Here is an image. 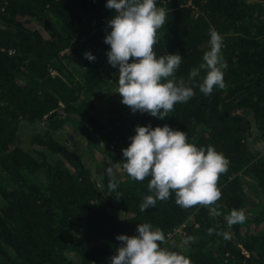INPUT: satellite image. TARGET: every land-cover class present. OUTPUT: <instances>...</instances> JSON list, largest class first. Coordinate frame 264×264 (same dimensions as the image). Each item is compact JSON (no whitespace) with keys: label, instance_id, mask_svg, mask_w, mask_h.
I'll use <instances>...</instances> for the list:
<instances>
[{"label":"trees","instance_id":"1","mask_svg":"<svg viewBox=\"0 0 264 264\" xmlns=\"http://www.w3.org/2000/svg\"><path fill=\"white\" fill-rule=\"evenodd\" d=\"M106 3L0 0V264H110L121 243L117 235H137L139 223L161 229L165 238L184 225L178 236L192 240L174 251L191 264H264V150L248 141L254 136L264 148V0H156L167 22L157 30L154 51L182 55L177 78L187 82L203 62L210 28L221 35L227 62L223 89L205 96L197 86L201 69L190 85L194 96L164 119L133 113L121 102L119 68L108 63L104 42L114 15ZM86 52L95 59H86ZM95 98L109 103L105 119L92 108ZM24 121H44L27 147L19 135ZM68 121L90 139L99 134L122 171L107 163L95 176L59 133ZM149 124L184 131L189 143L212 145L228 159L218 181L219 217L204 206L180 208L174 193L140 210L153 194L150 177L130 178L122 149L137 125ZM241 172L254 178L256 195L246 191ZM232 209H243L246 220L229 228L224 217Z\"/></svg>","mask_w":264,"mask_h":264},{"label":"clouds","instance_id":"2","mask_svg":"<svg viewBox=\"0 0 264 264\" xmlns=\"http://www.w3.org/2000/svg\"><path fill=\"white\" fill-rule=\"evenodd\" d=\"M114 9L108 21L111 28L104 42L110 46L108 63L119 68L118 89L122 103L133 113L139 111L164 119L174 110L177 103H186L194 96L190 86L194 78L205 71L203 82L197 86L205 95H210L214 87H225L224 70L227 62L222 55L223 39L215 30H209L208 50L204 51L202 63L192 68L186 82L177 78L176 72L182 63L179 53H165L157 56L154 45L159 41L157 30L167 22L166 11L157 7L156 0H107L105 5ZM85 58L95 57L86 52ZM131 60V62H130ZM131 143L122 149V167L130 178L143 181L149 178L151 193L143 198L141 211L154 207L159 201H167L172 194L175 203L182 209L194 206L209 208V214L219 217L217 201L221 198L218 181L228 171V159L212 145L197 147L189 143L187 133L174 129L168 124L152 127L137 125L135 135L129 137ZM106 174L110 178L108 188H117L112 166ZM216 205V207H212ZM229 228L246 220L243 209H232L224 217ZM213 234V229H209ZM137 235H117L120 245L110 264H191V260L180 252L162 248L165 235L150 223H139ZM225 239L227 232H217ZM192 240V237H188ZM159 242V243H158Z\"/></svg>","mask_w":264,"mask_h":264},{"label":"rangeland","instance_id":"3","mask_svg":"<svg viewBox=\"0 0 264 264\" xmlns=\"http://www.w3.org/2000/svg\"><path fill=\"white\" fill-rule=\"evenodd\" d=\"M94 104L95 106H92V108L95 111H101L102 118L105 119L110 114L109 103L105 98H95ZM43 126L44 121H39L36 123H28L24 121V123L19 128V135L22 140V144L26 145V147L29 146V139L32 132L43 128ZM59 133L63 140L66 141L69 146L73 148L79 155H81L83 160L91 167L95 176L98 177L101 167L107 163H111L114 168L122 171L120 164L105 151L103 142L99 138V134L96 133V135L93 136L94 139H90L88 138V135H86L83 130L77 128L72 121L66 122L65 125L59 129ZM248 141L258 151L264 150L262 144L256 137L251 136ZM241 175L244 179V187L246 191H249L252 195H256L253 194L255 190L254 184H252L255 181L254 178L245 172H241ZM260 198L264 202V193L261 192ZM177 236L172 240H167L165 249L174 251L179 250L187 245L188 242L185 243L187 239H185L183 236Z\"/></svg>","mask_w":264,"mask_h":264},{"label":"built area","instance_id":"4","mask_svg":"<svg viewBox=\"0 0 264 264\" xmlns=\"http://www.w3.org/2000/svg\"><path fill=\"white\" fill-rule=\"evenodd\" d=\"M185 229H184V225L178 226L176 227L173 231L169 232L165 238V242H167V240H172L174 237H176V235H182L185 234ZM161 244L162 248H165L166 243Z\"/></svg>","mask_w":264,"mask_h":264}]
</instances>
